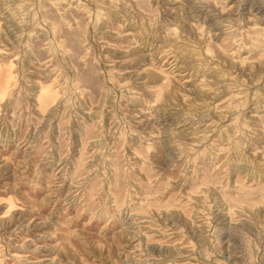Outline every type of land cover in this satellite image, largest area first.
<instances>
[{
  "label": "rangeland",
  "instance_id": "374dc122",
  "mask_svg": "<svg viewBox=\"0 0 264 264\" xmlns=\"http://www.w3.org/2000/svg\"><path fill=\"white\" fill-rule=\"evenodd\" d=\"M0 264H264V0H0Z\"/></svg>",
  "mask_w": 264,
  "mask_h": 264
}]
</instances>
